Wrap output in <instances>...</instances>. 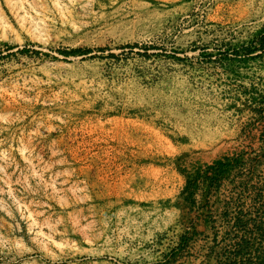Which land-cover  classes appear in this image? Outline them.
<instances>
[{
    "label": "rangeland",
    "instance_id": "obj_1",
    "mask_svg": "<svg viewBox=\"0 0 264 264\" xmlns=\"http://www.w3.org/2000/svg\"><path fill=\"white\" fill-rule=\"evenodd\" d=\"M239 210L264 223V0H0V264H223Z\"/></svg>",
    "mask_w": 264,
    "mask_h": 264
},
{
    "label": "trees",
    "instance_id": "obj_2",
    "mask_svg": "<svg viewBox=\"0 0 264 264\" xmlns=\"http://www.w3.org/2000/svg\"><path fill=\"white\" fill-rule=\"evenodd\" d=\"M25 51L26 50H23L21 52ZM61 53L70 55L83 52L82 50H75L71 52L63 50L61 51ZM240 161V156L235 157L227 155L223 158L216 160L213 164L208 165L207 171L204 174L205 179L209 183L208 187L210 188L212 183H216L217 181L221 180V178L226 173H228L232 169V167H234V165L240 163ZM199 176H201L200 172L197 173L196 179L194 178V180H188L186 189L188 191H191V194H193V188L196 186V181ZM204 201L205 202L203 204V207L200 210L197 218L191 221V225L189 226L188 231L184 236H182L183 244H187L189 242L190 237L193 236V234L199 232L198 228L202 230L204 226L210 223V220L213 219V216L211 214L212 212L210 210V200L206 198ZM227 205H230V202H228ZM225 218V222L227 223L232 220L228 213L225 214ZM243 218L244 212L242 210H239L237 216L233 218L235 219L234 225L237 226V228L239 229H236L233 233L228 232L226 234V236L229 237L232 241V247L229 251L223 248V250H225V253L222 254V256L228 257L226 258L227 262H223V264H245L244 257L247 255H250V257H252L256 253V259L258 260L256 264H264V223L262 222L261 225L256 224L255 227L250 231L248 230L247 221L246 225H243L245 223ZM223 239L225 240L226 237H224ZM229 259H232L233 262H231V260Z\"/></svg>",
    "mask_w": 264,
    "mask_h": 264
}]
</instances>
